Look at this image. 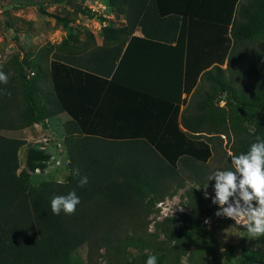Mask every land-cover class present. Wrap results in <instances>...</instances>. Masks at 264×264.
Instances as JSON below:
<instances>
[{"label": "trees", "instance_id": "1", "mask_svg": "<svg viewBox=\"0 0 264 264\" xmlns=\"http://www.w3.org/2000/svg\"><path fill=\"white\" fill-rule=\"evenodd\" d=\"M236 1L106 0L125 23L102 26L100 46L55 59L45 70L28 63L37 71L26 81L22 65H14L21 85L11 77L0 84L10 93L0 91V129H23L66 113L69 162L64 183L34 186L31 173L43 171L50 154L0 135V264H74L73 252L83 245L89 264L100 257L104 264H145L151 255L157 264H179L180 243L200 223L185 214L168 216L150 233L148 215L171 197L173 185L213 188L212 137L227 136L229 128L217 102L221 93L235 98L232 77H257L251 97L242 94L253 105L264 94V47L239 51L244 42L264 40V0H242L234 8ZM63 24L73 40L68 21ZM137 28L142 37L133 35ZM194 86L178 120L182 93ZM254 110L245 116L252 132L233 128L223 170H234L232 156L264 139V102ZM77 168L88 178L83 187L72 175ZM73 190L80 197L74 214L54 215L51 199ZM185 195L189 206L202 201L194 187Z\"/></svg>", "mask_w": 264, "mask_h": 264}, {"label": "rangeland", "instance_id": "2", "mask_svg": "<svg viewBox=\"0 0 264 264\" xmlns=\"http://www.w3.org/2000/svg\"><path fill=\"white\" fill-rule=\"evenodd\" d=\"M95 15L104 17L115 26L123 24L125 20L107 6L106 0H0V71L13 78L18 87L21 80L14 66L16 63L22 65L21 72L26 81L37 71L36 68H30L28 63H35L45 70L55 59L85 55L102 42L101 25ZM64 20L68 21L73 40L68 38ZM253 47H264V40L258 38L244 42L239 51ZM225 66L224 62L222 67ZM234 69L232 66L231 70H225L226 79H230V73ZM256 79V76L232 77L235 98L230 99L224 93L219 96L217 104L224 109L229 128L227 136L212 137L216 139L212 143L213 157L209 161V170H223L229 163L228 156L231 155L236 137L233 128L242 132L254 130L253 124L245 116L250 111L256 113L254 109L264 102V94L259 96L256 105L248 98L253 94L249 87H253ZM242 94L248 97L242 98ZM69 122V116L60 113L43 123L23 129H0V135L4 137L18 138L29 144L46 147L50 158L43 171L31 173L32 185L38 186L45 180L64 181L68 175L69 158L64 140ZM24 152L25 145L18 152L20 168L23 167ZM192 187L197 190L202 201L189 206L185 192ZM172 189L171 197H165L152 207L148 215L147 231L154 233L158 222L165 217H177L180 214L190 216L200 223V227L180 243L184 253L179 264H264V236L249 238L247 230L235 220L216 216L219 206L213 204L211 199L215 195L214 188L185 181L182 187L173 185ZM202 208H209L210 213H201ZM158 234V239L163 240V235ZM73 259L74 264H89L86 246L77 248L73 252ZM94 264H104V259L100 257Z\"/></svg>", "mask_w": 264, "mask_h": 264}, {"label": "clouds", "instance_id": "3", "mask_svg": "<svg viewBox=\"0 0 264 264\" xmlns=\"http://www.w3.org/2000/svg\"><path fill=\"white\" fill-rule=\"evenodd\" d=\"M8 79V75L0 71V84H7ZM0 91L10 95L6 90ZM232 164L234 170H218L208 177V181L215 180V195L211 198L212 203L219 206L215 215L235 220L247 230L249 238L264 236V139L257 137L246 153L233 155ZM72 175L80 177V187L88 183L87 176H81L78 168L72 170ZM79 204L80 197L75 190L54 196L50 202L54 215L74 214ZM157 259L156 255H151L145 264H157Z\"/></svg>", "mask_w": 264, "mask_h": 264}, {"label": "crops", "instance_id": "4", "mask_svg": "<svg viewBox=\"0 0 264 264\" xmlns=\"http://www.w3.org/2000/svg\"><path fill=\"white\" fill-rule=\"evenodd\" d=\"M242 0H237L236 1V4L234 5V8H238L239 7V4ZM124 23H125V20H124ZM133 35L134 36H137V37H142L143 34L141 33V31L139 30V28H137L134 32H133ZM102 44V42H100V44H98V46H100ZM174 44V43H172ZM195 91V86L189 91V92H184L182 93V103L180 104V108H179V115H178V120L180 119V115H181V112L182 110L185 108V106L190 102V100L195 96L193 93ZM180 126V125H179ZM180 128L185 131V129L183 127L180 126Z\"/></svg>", "mask_w": 264, "mask_h": 264}, {"label": "built area", "instance_id": "5", "mask_svg": "<svg viewBox=\"0 0 264 264\" xmlns=\"http://www.w3.org/2000/svg\"><path fill=\"white\" fill-rule=\"evenodd\" d=\"M100 7L103 9L104 7L100 5ZM92 8V7H91ZM93 9V8H92ZM108 24V20L107 21H103L102 23H100L101 27L102 26H106ZM40 149H45V146H39Z\"/></svg>", "mask_w": 264, "mask_h": 264}]
</instances>
